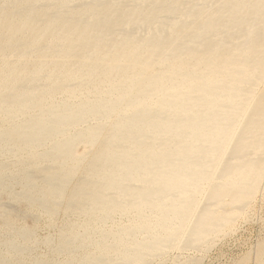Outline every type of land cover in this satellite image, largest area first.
Segmentation results:
<instances>
[{
	"label": "bare ground",
	"instance_id": "6f19581e",
	"mask_svg": "<svg viewBox=\"0 0 264 264\" xmlns=\"http://www.w3.org/2000/svg\"><path fill=\"white\" fill-rule=\"evenodd\" d=\"M262 198L264 0H0V264H198Z\"/></svg>",
	"mask_w": 264,
	"mask_h": 264
},
{
	"label": "rangeland",
	"instance_id": "374dc122",
	"mask_svg": "<svg viewBox=\"0 0 264 264\" xmlns=\"http://www.w3.org/2000/svg\"><path fill=\"white\" fill-rule=\"evenodd\" d=\"M263 206L264 198H262L261 201L257 202L253 215L247 220L249 223H245L247 221L239 222V227H237L235 233L231 236H227V238H224L221 242L216 243L215 246L211 248L207 253L202 254L203 256H200L201 259L198 264H231L232 262H234L235 259L241 258L244 254H246V252L251 250L252 247L256 244L257 240L260 238V236L264 235L261 234L263 233L262 230H264V227H262V219H264ZM39 233L41 235L47 234V232L44 231H41ZM39 252H42V250Z\"/></svg>",
	"mask_w": 264,
	"mask_h": 264
}]
</instances>
